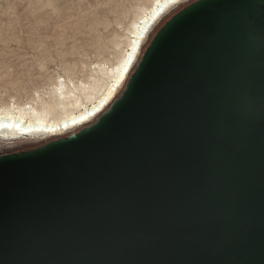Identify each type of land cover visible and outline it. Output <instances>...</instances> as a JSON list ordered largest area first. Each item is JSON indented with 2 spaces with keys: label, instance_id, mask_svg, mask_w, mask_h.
<instances>
[{
  "label": "water",
  "instance_id": "95a60500",
  "mask_svg": "<svg viewBox=\"0 0 264 264\" xmlns=\"http://www.w3.org/2000/svg\"><path fill=\"white\" fill-rule=\"evenodd\" d=\"M0 264H264V0H195L78 132L0 155Z\"/></svg>",
  "mask_w": 264,
  "mask_h": 264
},
{
  "label": "rangeland",
  "instance_id": "374dc122",
  "mask_svg": "<svg viewBox=\"0 0 264 264\" xmlns=\"http://www.w3.org/2000/svg\"><path fill=\"white\" fill-rule=\"evenodd\" d=\"M151 1L0 0V102L15 99L23 103L39 92L48 97L52 82L57 75L63 77L67 65L81 77L88 76L94 61L112 63L122 52L127 28ZM194 1L171 9L150 33L142 51L172 15ZM63 136L31 134L7 140L0 143V155L30 150Z\"/></svg>",
  "mask_w": 264,
  "mask_h": 264
},
{
  "label": "bare ground",
  "instance_id": "6f19581e",
  "mask_svg": "<svg viewBox=\"0 0 264 264\" xmlns=\"http://www.w3.org/2000/svg\"><path fill=\"white\" fill-rule=\"evenodd\" d=\"M185 1L152 0L141 7L127 28L122 52L112 63L94 61L88 76L81 77L67 65L63 77L57 75L52 82L48 97L37 92L36 98L23 103L15 99L0 102V143H8L5 138L22 132L59 137L96 120L122 92L150 33L171 9Z\"/></svg>",
  "mask_w": 264,
  "mask_h": 264
}]
</instances>
